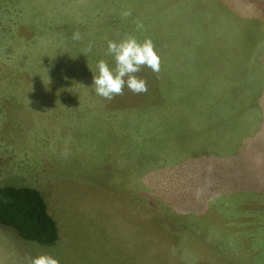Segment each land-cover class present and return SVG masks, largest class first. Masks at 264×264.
<instances>
[{"label": "rangeland", "instance_id": "1", "mask_svg": "<svg viewBox=\"0 0 264 264\" xmlns=\"http://www.w3.org/2000/svg\"><path fill=\"white\" fill-rule=\"evenodd\" d=\"M128 34L161 70L105 100ZM4 186L39 190L59 239L0 225V264H264V0H0Z\"/></svg>", "mask_w": 264, "mask_h": 264}, {"label": "clouds", "instance_id": "2", "mask_svg": "<svg viewBox=\"0 0 264 264\" xmlns=\"http://www.w3.org/2000/svg\"><path fill=\"white\" fill-rule=\"evenodd\" d=\"M131 15V10L122 13L124 17ZM137 29H143V24L138 22ZM71 38L73 41H79L81 34L74 32ZM91 50L90 43L86 51ZM107 54L113 57L115 68H110L107 61L99 60L96 65L98 74L93 75L92 85L96 95L105 100L110 101L123 95L125 87L133 94L147 93V81L136 74L142 67H147L156 74L161 70V58L151 38H145L141 42L134 35L128 34L119 42L109 40ZM27 264H59V260L50 254L41 253L36 257H29Z\"/></svg>", "mask_w": 264, "mask_h": 264}, {"label": "trees", "instance_id": "3", "mask_svg": "<svg viewBox=\"0 0 264 264\" xmlns=\"http://www.w3.org/2000/svg\"><path fill=\"white\" fill-rule=\"evenodd\" d=\"M149 112L150 110L144 108L145 123L150 122L147 119ZM157 112L160 114L159 109ZM228 112L230 109L227 110V114H229ZM154 126L155 123L144 124V135L148 133L149 136H153L150 133L153 132ZM182 136L183 134L179 131H175L172 135L177 139ZM148 144L153 145L154 143L148 140ZM149 154L144 150L146 160H149ZM214 158L217 159L218 157ZM200 172L206 173L204 165L200 167ZM0 225L13 228L18 236L25 241L35 242L43 246H52L59 239L56 222L48 212V206L43 195L39 190L31 187H0Z\"/></svg>", "mask_w": 264, "mask_h": 264}]
</instances>
